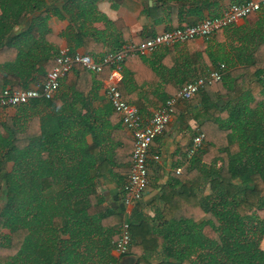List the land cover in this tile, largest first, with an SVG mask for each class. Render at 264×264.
Instances as JSON below:
<instances>
[{
    "label": "trees",
    "instance_id": "1",
    "mask_svg": "<svg viewBox=\"0 0 264 264\" xmlns=\"http://www.w3.org/2000/svg\"><path fill=\"white\" fill-rule=\"evenodd\" d=\"M106 1L114 9L126 2ZM220 1L147 0L142 13L154 26L171 31L220 17ZM231 1L233 5L249 0ZM101 2L0 0V91L32 88L56 66L61 40L49 25L54 17L69 23L66 36L75 42L68 46L70 52L82 49L96 59L156 36L134 37L124 20L113 21L99 10ZM245 21L243 26L223 30L235 28L236 35L237 30L243 35L240 67L223 63L222 81L200 93L195 135L205 134V145L184 173L175 172L162 187L158 197L162 208L154 218V229L141 217V204L129 219L126 208L105 204L97 185L102 162L93 153L98 143L87 147L81 134L72 146L62 126L50 132L44 128L42 137L32 141L3 125L0 231L7 229L9 234L0 235V264H120L112 252L126 221L132 237L129 255L138 256V264H264V17L254 13ZM193 41L184 45L190 50ZM200 56L208 58L205 52H191L193 64ZM132 58L123 63L119 85L128 102L123 93L124 67ZM88 74L92 72L76 66L62 84H75V96H86L87 91L77 85L83 86ZM170 91H160L158 107L178 90ZM44 103L51 105L48 100ZM134 106L143 111L142 106ZM25 140L35 149L26 152ZM133 149L132 138L124 188Z\"/></svg>",
    "mask_w": 264,
    "mask_h": 264
},
{
    "label": "crops",
    "instance_id": "2",
    "mask_svg": "<svg viewBox=\"0 0 264 264\" xmlns=\"http://www.w3.org/2000/svg\"><path fill=\"white\" fill-rule=\"evenodd\" d=\"M151 2L149 1V5L153 4ZM231 4V0H221L218 13H224ZM99 10L113 21L124 20L134 37L143 36L144 38L150 34L158 35L167 29L163 25L154 26L143 15L144 6L141 5L140 0H126L123 6L118 9H114L109 2H101ZM258 14L264 17V10ZM245 22L244 20L238 26H243ZM49 25L52 32L61 40L60 49L66 48L70 44L75 45V42L71 39L68 41V36H66L68 21L54 17L50 20ZM97 27L105 28L103 24H97ZM234 30L236 29L231 28L223 31L209 40L196 39L191 42L192 49L190 50L188 45L180 44L163 47L146 58L134 57L128 60L124 67L126 83L123 93L125 97L131 104L143 107L141 114L148 121L160 107H158L160 91L173 89L177 91L191 78L201 76L223 63L232 64V67H240L239 56L242 46L240 38L243 35L240 36L241 33L238 30L236 35ZM78 51L85 53L82 49H78ZM192 51L197 54L205 52L208 58L200 56L198 61L193 64V60L190 59ZM153 66L154 71L151 68ZM88 77L83 86L77 85L79 89H82V92L87 91L86 96H75V84L69 86L62 84L58 95L54 99L48 100L51 101L50 106H46L44 100H37L34 101L36 103L31 102L22 107L0 110V128H3V125L12 126L14 131L23 138H32V141H35L36 138L42 137L44 128L45 130L49 129L48 132H50L51 129L56 127L59 129L62 126V134L66 139L71 140L72 146H76V137L81 134L84 136L83 142L87 147L98 143L97 149H93L94 157L99 159L98 162H102L103 173L97 180L98 191L104 196L107 206L114 209L123 207L125 209L123 188L128 176L125 173V168L130 167L126 160H129V155L132 152V136L123 126L120 117L115 113L106 96L109 70L105 69L99 75L88 74ZM62 83H65L64 80ZM201 94L197 98L195 97L193 108H190L189 102L178 105L164 135L152 144L149 158L150 184L143 200L138 203V205L144 206L141 217L147 219L148 228L154 229V225H156L154 218L162 208V204L158 200L162 187L170 182L171 175L177 173L178 169H183L184 173L188 167L184 162L185 153L191 144L192 137L197 133L199 124L195 114L199 111L195 107L200 102ZM63 123H67V125ZM30 145L31 143L25 140L24 150L26 152H29L31 147L35 149L34 143L32 146ZM3 152L0 148V153ZM157 156L159 160H155ZM71 162L68 161L70 165ZM28 164L27 160L25 166ZM13 167V161L7 163L9 170ZM1 200L0 207L2 206ZM138 205H135L132 213ZM1 234H9V231L3 229ZM112 255L121 264H138L139 261L138 256L120 257L115 250ZM131 260H133L132 263H130Z\"/></svg>",
    "mask_w": 264,
    "mask_h": 264
},
{
    "label": "built area",
    "instance_id": "3",
    "mask_svg": "<svg viewBox=\"0 0 264 264\" xmlns=\"http://www.w3.org/2000/svg\"><path fill=\"white\" fill-rule=\"evenodd\" d=\"M262 10H264V0H249L244 4H233L220 17L206 19L195 26L164 31L140 44L128 43L118 52L108 53L100 59L83 52L73 54L68 47L61 48L56 57V66L42 83L29 89L13 90L8 87L0 91V110L22 107L36 100L54 99L61 89L62 81L76 66H82L98 75L109 67L106 96L134 141L131 172L124 188L126 217L129 219L135 205L143 200L148 191L152 143L164 135L178 105L192 101L207 86L222 81L226 67L222 64L219 68L208 70L205 74L182 85L176 94L159 107L147 121L136 106L124 99L120 91L124 61L131 57L151 56L159 48L185 44L199 38L208 40L219 31L238 26L248 16ZM205 141L206 135L203 133L193 137L186 151L185 164L188 165L189 161L204 147ZM155 160H159V157H155ZM182 173L183 169L177 170V174ZM120 231L115 251L120 257H126L130 254L132 247L130 225L127 221L124 222Z\"/></svg>",
    "mask_w": 264,
    "mask_h": 264
},
{
    "label": "rangeland",
    "instance_id": "4",
    "mask_svg": "<svg viewBox=\"0 0 264 264\" xmlns=\"http://www.w3.org/2000/svg\"><path fill=\"white\" fill-rule=\"evenodd\" d=\"M147 0H140L141 5H145ZM102 2H108L106 0H102ZM110 3V2H109ZM197 98V97H196ZM196 98L189 102L190 108H193V103H195ZM1 232V231H0ZM261 248L264 250V240L261 243Z\"/></svg>",
    "mask_w": 264,
    "mask_h": 264
},
{
    "label": "water",
    "instance_id": "5",
    "mask_svg": "<svg viewBox=\"0 0 264 264\" xmlns=\"http://www.w3.org/2000/svg\"><path fill=\"white\" fill-rule=\"evenodd\" d=\"M151 4H152V2H151Z\"/></svg>",
    "mask_w": 264,
    "mask_h": 264
}]
</instances>
